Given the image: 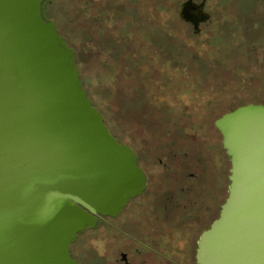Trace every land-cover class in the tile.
<instances>
[{
  "label": "water",
  "instance_id": "water-1",
  "mask_svg": "<svg viewBox=\"0 0 264 264\" xmlns=\"http://www.w3.org/2000/svg\"><path fill=\"white\" fill-rule=\"evenodd\" d=\"M50 1L0 0V264H78V235L145 189L134 151L110 133L74 50L46 17ZM179 17L195 28L208 18L190 1ZM214 125L228 195L197 240L196 263L264 264V105Z\"/></svg>",
  "mask_w": 264,
  "mask_h": 264
},
{
  "label": "flooded vegetation",
  "instance_id": "flooded-vegetation-1",
  "mask_svg": "<svg viewBox=\"0 0 264 264\" xmlns=\"http://www.w3.org/2000/svg\"><path fill=\"white\" fill-rule=\"evenodd\" d=\"M96 1L97 3L93 0H77L76 3L71 1V9L68 12L69 15L75 11L73 15L86 14L85 18L91 20L92 27L77 26V32L81 36L85 35L89 28L97 32L96 45L101 46V49H97H107L115 57L123 54V62L128 68L130 78L140 79L139 88L137 87L128 99L135 97L142 100L143 97L142 114L145 113L146 120L138 125L142 132L141 155L129 144L123 143L129 146L137 157V166L145 175V189L141 195L131 199L120 214L114 217L98 216L95 228L81 233L83 236L95 232L101 226H107L110 255L105 253L102 256H94L86 252L84 256L88 257L91 264H197V240L218 218L228 195L229 158L222 146V136L214 123L229 111L220 114L213 112L219 117L213 121L212 126L210 125L213 129L209 135L199 133L195 124L183 117L189 116L185 108L178 114L170 109V113L158 115L157 107L146 105L149 98L144 94L147 81L154 79L156 74L142 73L139 69L158 62L161 66L167 65L179 70V65L188 67L194 75L192 69L195 66L180 60L182 52H190L189 59H204L206 63L216 60L211 58L212 52L197 49L195 42L200 40L208 49L211 46L209 38L213 35L215 26L225 28L230 22L231 29L226 34L232 35V32L240 30L242 34L252 36V42L246 43L248 61L238 56L236 49H233L231 56L233 64L244 65L249 71L261 61L264 62V53L258 55L261 48H264V0H240L236 5H241L239 11L234 5L237 0H230L231 8H221L210 0H176L177 3L173 5L172 27L167 30H164L158 21L159 16L164 13V9L159 8L161 4L164 5L163 0H155V5L149 0H116L114 4L110 0ZM188 1L194 6L202 5L203 13L208 16L197 28L179 17L181 6ZM50 2L45 5V15L49 19ZM127 7L140 15L132 24L125 15ZM108 19L124 20V24L105 32L103 25ZM131 25H138L139 31L132 32ZM183 25L185 27L181 30L185 38L180 39L179 29ZM148 26L150 31L155 28L151 32H155L163 44L158 47L153 44L148 35L150 31L146 30ZM167 35L172 36V42L166 39ZM254 35H257V38ZM62 37L66 42L65 37ZM174 39H180L182 43L176 44ZM171 43H175L172 48L163 47ZM237 78L238 75L235 79ZM141 80L143 82H140ZM214 82L216 83L215 79ZM235 108H238L237 105ZM149 109H153L151 113L148 112ZM78 236L73 244L79 240L80 234ZM94 238L95 236L90 234L86 241ZM71 257L80 264L72 253Z\"/></svg>",
  "mask_w": 264,
  "mask_h": 264
},
{
  "label": "rangeland",
  "instance_id": "rangeland-1",
  "mask_svg": "<svg viewBox=\"0 0 264 264\" xmlns=\"http://www.w3.org/2000/svg\"><path fill=\"white\" fill-rule=\"evenodd\" d=\"M71 1L77 2V0H51L49 5L51 10L50 18L56 23L61 36L65 37L68 45L74 48L81 84L93 106L101 112L110 133L118 141L129 144L138 155H141L140 139L142 132L138 125H141V122L143 123L146 120L145 113L142 114L144 111L143 97L142 100L135 97V100L132 98L128 99L134 90L137 87L139 88L138 82L140 79L132 76L130 78L128 68L123 62V54L115 57L107 49L100 50L101 46H97V41H95L98 36L97 32L90 29L92 22L85 18L86 14L82 16L73 15L75 11L69 15L68 10L71 9L69 3ZM149 1L155 5V0ZM93 2L97 3L96 0H93ZM110 2L114 4L116 0H110ZM162 2L164 5L161 4L159 8L164 9V13L159 16L158 21L161 22L163 29L167 30L172 27L173 5L177 2L176 0H163ZM210 2L217 3L221 8H231L230 0H210ZM240 2V0H237V2L233 3L236 6ZM157 4L158 6L160 5L159 3ZM236 8L239 11L241 5L236 6ZM148 9L150 10L151 8L148 7ZM126 10V18L129 19L131 24L134 19L140 18L137 12L130 10L128 7ZM108 13L110 14V11ZM123 24L124 20L108 19L104 23L103 28L106 29V32ZM77 26L82 28L91 27L86 31L85 35L81 36L78 33ZM226 26L225 28H220L219 25L215 26L213 35L209 38L211 46L208 49L200 40L195 42L197 49L212 52L213 57L211 58L216 60L206 63L203 61L204 59H189L190 52H182L180 60L195 66L192 69L194 75L191 73L190 68L182 67V65L178 66L179 70L167 65L161 66L158 62H155L152 66L147 65L140 68L139 72H145L149 75L152 73L156 74L154 79L148 80L146 83L148 92L146 90L144 94L149 98V101H146V105L157 107L158 115L163 116L170 113V109L178 114L185 108V111L189 112V116L183 117L190 119L199 130V133H203V135L211 133L213 128L210 125L212 126L213 121L219 117V115H214L213 112L224 113L235 107V105L237 107L249 104L264 105V62L261 61L248 71L244 65L236 66L233 64L231 57L233 49H236L238 56L244 57V60L248 61L246 43L252 42V36H250L251 34L244 35L240 30L228 35L226 33L231 29L229 27L230 22L229 26ZM184 27V25L180 26L179 31ZM137 29H139L138 25H131L130 27L132 32H138L139 30ZM154 29L151 31H154ZM146 30L150 31V27L148 26ZM151 31L148 35H150L153 44L156 47L163 44L155 32ZM182 32L181 30L180 34H178L180 39L185 38L183 36L184 32L183 34ZM254 36L256 37L257 35ZM171 37V35H167L166 39L172 42L173 38ZM179 40L174 39L176 44L182 43V40ZM175 43L163 47L172 48ZM263 50L264 48H261L258 52L259 56L263 55ZM237 75L238 78L235 79ZM140 82L143 81L141 80ZM152 110L149 109L148 112L151 113ZM153 118L155 117L153 116ZM227 168L229 176V159ZM90 234L91 236L94 235L95 238L87 242L86 240ZM108 241V227L101 226L93 233L83 236L80 234L79 240L70 246V252L78 259L80 264H91L92 262L88 257L84 256V253L88 252L94 256H102L107 253L109 256Z\"/></svg>",
  "mask_w": 264,
  "mask_h": 264
},
{
  "label": "trees",
  "instance_id": "trees-1",
  "mask_svg": "<svg viewBox=\"0 0 264 264\" xmlns=\"http://www.w3.org/2000/svg\"><path fill=\"white\" fill-rule=\"evenodd\" d=\"M88 96V95H87ZM93 105V104H92ZM234 109H236L235 107H233V108H231L230 110H229V112H231V111H233ZM101 113V112H100ZM105 122V121H104Z\"/></svg>",
  "mask_w": 264,
  "mask_h": 264
}]
</instances>
